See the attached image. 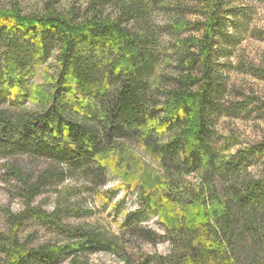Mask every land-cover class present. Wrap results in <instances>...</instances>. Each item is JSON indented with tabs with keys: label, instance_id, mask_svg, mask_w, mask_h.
I'll return each mask as SVG.
<instances>
[{
	"label": "trees",
	"instance_id": "obj_1",
	"mask_svg": "<svg viewBox=\"0 0 264 264\" xmlns=\"http://www.w3.org/2000/svg\"><path fill=\"white\" fill-rule=\"evenodd\" d=\"M228 1L0 3V155L48 162L9 168L23 208L6 211L0 264H86L98 252L135 264L126 235L169 242L155 264H264V166L250 171L264 139L231 151L212 136L224 110L215 56L235 11ZM111 173L140 203L119 234L66 222L90 213L70 187L51 212L33 204L67 178L104 185ZM149 216L163 234L144 226ZM29 219L65 239L29 244L20 236Z\"/></svg>",
	"mask_w": 264,
	"mask_h": 264
},
{
	"label": "rangeland",
	"instance_id": "obj_2",
	"mask_svg": "<svg viewBox=\"0 0 264 264\" xmlns=\"http://www.w3.org/2000/svg\"><path fill=\"white\" fill-rule=\"evenodd\" d=\"M9 1L11 0H0V3ZM19 1L25 10H30L35 2L42 0ZM67 1L69 0H61ZM228 5L235 11L227 12L228 17L222 31L224 39L219 40V50L215 56L216 70L222 74L225 84L221 97L224 110L215 116L212 136L219 144L229 142L230 150L235 151L264 139V0H229ZM53 64L54 58H51L47 65L52 69ZM36 80L41 82L40 74L36 76ZM138 152L149 162V167H157L150 155L139 148ZM12 165L22 166L27 171L34 172L47 166L48 162L43 158L33 160L27 156L0 155V233H6L9 226L6 211L18 213L23 208V201L18 194L20 183L9 177V168ZM263 166L264 156L256 166L250 168V171L257 175ZM68 187L76 193L71 199L81 198L82 206L90 212L84 217L68 218L66 222L73 226L100 225L108 234H119L120 223L123 222L125 215L140 205L137 194L127 190L123 186V181L112 173L108 174L104 185L91 184L85 178H67L44 189L43 193L34 199L33 204L51 212L59 190L62 189V193H66ZM144 226L160 234L164 233L155 216L147 217ZM20 236L29 244L36 246L65 239L64 235L34 219L27 221ZM121 240L125 242L135 264H146L145 262L155 264L153 259L156 255H166L170 250L169 242L158 239L154 243H148L137 236L126 235ZM147 259L149 260L146 261ZM86 264L125 262L121 255L98 252L89 255Z\"/></svg>",
	"mask_w": 264,
	"mask_h": 264
}]
</instances>
